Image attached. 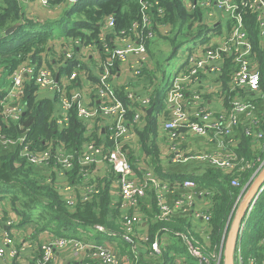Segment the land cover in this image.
Listing matches in <instances>:
<instances>
[{
	"label": "trees",
	"instance_id": "1",
	"mask_svg": "<svg viewBox=\"0 0 264 264\" xmlns=\"http://www.w3.org/2000/svg\"><path fill=\"white\" fill-rule=\"evenodd\" d=\"M74 1L70 4L65 3L63 10L56 14L53 19L46 16L40 21L34 20L30 14L23 10L22 5L17 0H0V70L4 72L5 77L26 62L46 66L53 73L54 69L50 61L48 62L45 58L50 51L53 52L52 56L55 55L54 47L56 45L63 50L66 39H79L84 45L97 44L99 46V35L108 16H113L115 22L113 32L117 34L120 32L132 34V24L135 21H141L142 13L138 0ZM156 1L157 4L147 7L148 10L146 9L144 14L151 15L153 28L157 29V32L158 30L161 32L162 26L169 27L168 32L175 31V36H165V39L170 40L172 48V53L166 57V60L170 59L176 51L177 36H184L187 39H194L199 36L196 44L213 47L210 40L215 27L204 22L205 17L202 19L200 8H195L194 12L190 13L185 9L181 0ZM239 1L236 0V2ZM50 2L54 4L53 0ZM58 2L63 3L64 0H58ZM241 11L247 37L252 44V61L259 63L258 70H260L261 77L259 92L262 91V96L258 95L254 102L256 106L255 115L259 121L258 129L263 134L259 144L252 145L250 138L244 135L241 127L234 133L236 153L251 163V166L241 173L231 176L211 165L198 161L185 163L171 162L167 159L162 161L159 158L158 147L154 138L158 132V117L163 110V100L167 88L165 70L161 67L163 62H160V56H156L159 69L157 76H155L153 69L147 66L138 76L136 81L138 85L134 84L136 82L132 83V86H135L134 91L148 95L149 106L153 105L150 114H148L147 109L146 112L143 111L144 116L141 120L143 123L136 130L139 160L135 159L132 152L129 153V159L134 170H137V166H140L139 164L142 162L147 168H151L157 176L168 180L169 183L182 182L185 179L193 180L200 189L208 192L211 214L208 240H206L200 236L197 229H190L191 216L177 215L165 220H155L156 198L153 193L148 194L147 198L144 199L146 200L145 204H141V208L145 210L143 221L145 220L147 225V240L143 242L133 238V244L127 243L122 240V228L119 236H117L119 240L118 251H122L121 254H126L132 261H139L140 264H152L158 260L161 261L159 264H173L172 261L175 258L184 255L187 259L182 264H199L198 256H194L188 251L187 244L180 237L185 235L193 245L199 247L207 258L208 264H212L214 253L218 252L219 248L222 249L221 240L223 236V240L225 239L230 227L231 216L235 211V200L240 194L241 188L247 183L249 186L254 176L264 166L263 164L255 171L260 161L264 159V48L259 35L257 13L252 12L246 6L241 8ZM194 16L199 20L201 19L200 21L203 20L204 23L197 24L193 28L192 19ZM226 21L229 23V30L232 22L229 19ZM16 23L19 24L18 27L11 34L5 35V30ZM221 36L222 34L219 35V37ZM58 54H60V58L53 60V62L58 63L57 73L64 77L68 76L76 61L67 60L63 66V52ZM235 67L233 56H226L220 71V83L222 84L220 95L226 97V100L222 101L226 108L229 106L230 98L234 95L230 92L229 80ZM92 69L96 71L97 68H91L87 63L81 62L80 72L92 81V86L88 88L89 95L87 97L92 100V103H97L96 96L93 94L94 85L98 78L97 74L93 75ZM99 72L100 70L96 71V73ZM116 85L115 82V93L128 107L126 117L131 120L133 111L136 108L139 109V106L137 104L131 106L123 87ZM81 87L82 84L77 80L76 83L72 81L70 85L62 87V89L66 96H69L73 89L81 90ZM24 89L25 95L22 101L25 103V110L23 115L17 122L3 120L0 116V133L12 138L27 133L28 140L37 145L38 148L45 147L43 141L57 140L67 152L73 153L76 157L79 156L87 142L100 143L101 137H105L102 124L98 123L101 118L98 117L97 122L94 123L92 133L85 135L86 122L77 116L76 107L72 105L68 122L60 126L54 116L55 101L47 97L39 98L35 94L36 86L32 82L26 83ZM2 95L3 92L0 91V98ZM204 98L208 99L210 95L205 94ZM20 150L21 147L18 145L4 146L0 143V198L9 199L12 202L13 208L21 218L18 223L19 227H31L35 234L46 231L54 236L72 238H82L81 232L78 233L79 228L81 231V229L88 227L93 229L95 226L108 227L110 223L113 227L112 220L118 219L120 212L118 203H112L109 193V180H105L103 187L97 183L99 192L91 195L87 200H83L78 195V189H76V202L69 206L64 202L63 195L58 192L56 188L58 184L45 182L42 169L27 162L21 156ZM47 172L48 170L45 171L46 174ZM79 172L80 168L76 161L73 170L67 172L66 178L76 183L80 180ZM109 176L111 181L114 176L108 174L107 177ZM236 176H238V186L231 184V179ZM53 178L56 180L55 176ZM96 179L94 178V180ZM147 205L149 207H146ZM242 222H244V226L241 240L235 248L236 264H238L237 251L242 254L243 264H250L251 261L253 264H264V247L260 243L264 239V188L252 210ZM162 237L165 238V241L161 240V254L156 258L146 256L147 251L143 253L136 246L133 248L138 243L149 251L155 238L160 239ZM174 239H177V245L172 242ZM241 246L244 247L243 250H241ZM220 259L222 260V255Z\"/></svg>",
	"mask_w": 264,
	"mask_h": 264
},
{
	"label": "built area",
	"instance_id": "2",
	"mask_svg": "<svg viewBox=\"0 0 264 264\" xmlns=\"http://www.w3.org/2000/svg\"><path fill=\"white\" fill-rule=\"evenodd\" d=\"M43 6L47 5V0H37ZM65 1V0H64ZM185 8L190 6V0H181ZM198 1L199 6L203 5L206 10L213 8L223 11L228 15L232 24L228 33L224 35L222 42L211 46L193 45L185 52L183 60L173 71L163 100V110L160 115L162 119L158 122V127L162 130L166 138L170 141V154L168 160L176 163L198 161L213 166L225 174L241 173L251 166L249 160L239 156L234 147L236 141L234 133L241 127L245 136H248L252 145L259 144L263 134L258 129L259 121L255 115L254 99L260 88V73L251 55V43L247 37V31L243 23L241 8L247 7L252 12L257 13V22L260 38L264 36V0H193ZM68 0L66 4L74 3ZM142 13L141 21L132 24V34L125 32L114 33V18L108 16L99 35L100 44H87L90 54L98 50L104 55L97 73V82L94 85L93 96L97 101L96 105L90 106V99H85L83 92L92 86V81L81 90L73 89L69 96H66L62 87L70 85L79 76L81 61L76 53L80 51L79 39H66V44L62 50L64 58L62 65L65 66L67 60H75L74 68L68 76H62L57 81L46 66L36 63H22L10 74L6 75L0 70V91L3 92L0 98V116L3 120L19 121L25 110V103L22 101L25 95L24 86L32 82L36 86V95L39 98H51L55 101V119L58 125H65L69 120V111L72 105L76 107L77 116L86 122L85 135H90L93 125L102 124L105 137H101V142H87L78 157L67 152L63 145L57 140L43 141L44 148L28 140L27 133L12 138L0 133V143L4 146L18 145L21 147V156L27 162L42 169L45 182L55 184L57 175H67L73 170L74 164L80 168L79 181L72 183L66 178L67 184L63 189L64 202L72 206L76 202L75 190L81 189L79 196L87 200L91 195L99 192L97 183H90L91 168L94 166H104L107 172L114 174L115 185L118 188L119 210H123L121 216L122 240L133 244L134 240H147V234L143 228V218L141 204L142 201L153 193L156 198L157 212L154 214L155 220H165L177 215L191 216L192 223L190 229H200L209 227L210 202L208 192L200 189L193 180L185 179L182 182L169 183L168 180L157 176L151 168L140 167L138 175L130 162L127 148L136 147V136L131 128L132 125L140 124L143 118V111L149 106V96L127 90L123 87L130 105L137 104L139 109L133 111L132 119L126 117L127 109L125 103L116 95L114 83L121 79L120 67L122 64L129 65V70L137 79L143 69L148 64L147 35L152 34L153 22H148L145 26L147 15L144 11L150 5H156V0H138ZM115 34L119 41L124 44L119 46L109 45L106 40L107 34ZM223 35V34H222ZM123 36H129V39ZM81 52V51H80ZM84 53V52H82ZM85 54V53H84ZM86 55V54H85ZM233 56L236 64L231 74L229 84L230 92L234 95L230 98L228 108L220 111L212 110L208 107L201 88V77L205 74L220 73L222 62L226 56ZM87 56V55H86ZM134 57V61L128 63L127 60ZM115 68V71H113ZM220 84V83H219ZM131 86V81L129 82ZM205 91H207L205 89ZM215 91H218L216 89ZM61 107V111L57 106ZM146 112V111H145ZM191 140H202L210 142L212 146L204 147L199 152L187 153L182 151L181 142ZM37 147V149H36ZM264 164V159L260 161L257 171ZM48 170L47 174L45 171ZM255 174V173H254ZM53 176L56 177L54 180ZM104 176V175H103ZM102 176V177H103ZM100 178V177H99ZM238 176L231 179V184L238 186ZM197 202H199L197 204ZM196 205H199L197 208ZM253 208V204H252ZM200 223V224H198ZM102 226H95V230L102 231ZM206 231L205 236H208ZM178 234V233H177ZM3 241L0 245V258L5 254L6 248L10 247L11 237L6 232L3 234ZM184 243L187 244L188 251L198 256L200 262L208 264L199 247L193 245L190 239L181 235ZM133 238H135L133 240ZM161 239L155 238L146 256L158 257ZM264 247V240L261 243ZM136 245L133 246L135 248ZM70 247L75 255L81 257L79 264H119L116 253L102 243L84 242L80 240L61 238L55 241H46L39 245L40 254L33 258L32 262L20 260V256L15 249H10V256L16 258L15 264H49L57 250ZM215 255H213V258ZM264 263V260H263ZM253 264V261L250 262Z\"/></svg>",
	"mask_w": 264,
	"mask_h": 264
},
{
	"label": "crops",
	"instance_id": "3",
	"mask_svg": "<svg viewBox=\"0 0 264 264\" xmlns=\"http://www.w3.org/2000/svg\"><path fill=\"white\" fill-rule=\"evenodd\" d=\"M19 2L20 5H22L23 10L24 6H23V0H17ZM26 11V10H25ZM27 12V11H26ZM28 14H30L29 12H27ZM217 14H219V12H217ZM208 15V14H207ZM56 16V15H55ZM223 16V15H222ZM49 17H54L52 15H50ZM204 22L206 24H208L207 19H204ZM228 26L229 23L226 21V19L223 17V20L220 19H216V23L214 25V32L211 35V40H210V44H212L213 46L219 43V35L223 34L226 35L228 33ZM108 35V39L106 40V42L111 46L114 44V42H116L119 37L115 34H107ZM155 35L157 36V29L155 31ZM129 39L130 37L127 36ZM264 37V36H263ZM261 38V44L262 47L264 48V39ZM120 42V41H119ZM147 48H149V43L147 45ZM153 52V51H152ZM251 55H252V44H251ZM77 58H79V60L84 61L85 63H87V59L90 61V63H87L91 68H97L96 71L98 70L99 64L103 58L102 53L100 52V50L94 52L92 54V57L89 55H85L84 53L77 51L76 53ZM156 56L159 57V54H156ZM163 61H161L162 63ZM51 66L54 69V76L55 79L57 81H60L61 79V75H58V68L57 65H55V62H53V60L50 61ZM160 63V64H161ZM256 67H259V63L255 62ZM126 64H122L121 69L123 71H126L125 68ZM148 66V64H147ZM146 66V67H147ZM150 68H152V65L149 66ZM162 67V66H161ZM153 69V68H152ZM95 71V69H92L93 75L95 76V74H97ZM154 71V70H153ZM260 72V70H259ZM121 73V77L122 72ZM261 79V77H260ZM80 81V83L82 84V87H86V85L89 83V77L84 75L83 73L79 72V76L76 79V81ZM75 81V83H76ZM221 82V76L220 73L215 72L214 74H205L203 75V77H201V88L203 90V94H209L210 92H212L211 90L213 88H217L219 86V83ZM134 83V82H133ZM138 85V82L134 83ZM132 86V85H131ZM205 89L207 91H205ZM261 89V88H259ZM85 93L84 98L85 99H89L87 97V95H89L88 93V88L87 90L84 89L83 91ZM262 96V91L259 92L257 96ZM255 97V98H256ZM50 98V97H49ZM226 97H221L219 99L214 98L213 96H210V98L206 99V103L208 104V107L212 110L215 111H220L222 109H225L226 107L223 105L222 101H225ZM150 103V102H149ZM97 103H92V100L89 102L90 106L96 105ZM152 106V105H151ZM148 106V109L151 107ZM58 110L61 111V107L58 105ZM152 112V111H151ZM150 112V113H151ZM148 113V114H150ZM162 115H159L158 117V121L162 119ZM130 120V119H129ZM143 121L136 125H132L131 128L133 129L135 136H136V147L133 148H127L128 151V155L130 152H132V155L135 157L136 160H139V152H138V136L136 134V130L141 127ZM155 143L157 144V149L159 152V158L162 161H165L166 159L168 160L169 154H170V141L166 138L164 132L162 130L159 129L158 127V132H156L155 134ZM181 150L185 151L187 153H193V152H199L200 150H202L204 147H208V146H212V144L208 141H206L205 139L200 140H191L188 139L187 141L181 142ZM263 160V159H262ZM147 161V160H146ZM140 163V161H139ZM182 163V162H181ZM141 167H146L142 162L139 164ZM135 172L139 175V169L135 170ZM96 171L94 170V172L90 173V183H98L100 185V187H103L105 185V180H109V193L111 196V200L113 201L112 203H116L118 200V188L115 185V182L113 181L115 177L112 178V180L110 181V176H108V173H106L103 177H98L97 175H95ZM96 176V180H94V177ZM56 183L58 184L59 188H60V192L64 195L63 192H65V190L63 189L67 184H69L70 182L66 181L65 175H57V180ZM74 183V181L72 182ZM78 189V195L81 193V189ZM75 194L77 195L76 191ZM2 200H8L5 201V203L0 205V245L2 244L3 241V234L4 233H8L9 236L12 239V242L10 244V247L6 248V251L4 256L2 258H0V264H15L16 263V258L10 256L9 250L10 249H15L17 251V253L20 256V260L25 259L26 262H32L33 258L38 256L40 254V251L38 249V245H40L39 243H41L40 241L42 239H44L43 236L46 237V239L50 240V241H55L61 238H68V239H74V240H80V241H84V242H92V243H96V242H100L104 245H106L108 248L112 249L116 255L119 254L118 259H119V264H140L139 261L135 262L132 261L130 258L127 257L126 254H121V252H119L118 250V237L120 234V230H121V223L119 221V223L117 224V226L114 225L113 222V227L112 224L110 223V226L105 227L102 226V231L99 230H95L93 228H83L81 229V231L78 229V233L81 232L82 234V238H72V237H66V236H54L52 233L49 232H40L39 234H35L34 233V229L31 227H25V228H21L18 226V223L20 222L21 218L20 216L17 214V212L15 211V209L12 206V202L9 199H1ZM199 202H197L198 204ZM196 207L198 208L199 205H196ZM142 214H145V210L144 208L142 209ZM200 224V223H198ZM143 226H144V231L147 234V225H146V221H143ZM201 229V227H200ZM198 230L200 232V236L205 237L206 240H208V236H205L206 231L209 229V227H203L202 230ZM163 236V235H162ZM162 241H164V237L160 238ZM138 240H140L138 238ZM177 240V239H174ZM99 244V243H97ZM176 244V243H174ZM140 246L136 247L138 249H141L142 252H146L148 251L147 249L143 248L144 246L142 244H139ZM177 245V244H176ZM177 247V246H176ZM66 248V247H65ZM71 250L70 247H67ZM64 249V248H63ZM62 250V249H61ZM61 250H57V253H55V255L53 256V259L51 260V262L49 264H79L81 257L77 254L75 255L72 251L71 253V257L69 258L66 254H62L59 253ZM161 261L155 260L152 264H159Z\"/></svg>",
	"mask_w": 264,
	"mask_h": 264
},
{
	"label": "rangeland",
	"instance_id": "4",
	"mask_svg": "<svg viewBox=\"0 0 264 264\" xmlns=\"http://www.w3.org/2000/svg\"><path fill=\"white\" fill-rule=\"evenodd\" d=\"M67 1L68 0H65L63 3H59L58 0H53L54 4H51L50 0H47L48 3L45 6H43L40 1L38 3L37 0H23L22 3L24 6V9L30 13V16L34 20L42 21L44 19V17L50 16V15L55 16L60 11H62L63 7ZM232 1L236 2V0H232ZM189 3H190V6L188 8H185V9L187 11H190V13H193L195 8H200V12H201L200 14H201L202 19L205 17L208 21V25H210V26L215 25L216 19L223 20V17L225 19H229L228 15H226L223 11H221L219 9L210 8V9L206 10L203 5L199 6L198 1L190 0ZM217 12H219V14H217ZM48 18L53 19L54 17H48ZM200 20H199V18L194 16L192 19V21H193L192 27L194 28L195 25L204 23L203 20L202 21H200ZM149 21L152 23L151 15H147V18L145 19L144 28L147 27ZM185 27H186V25H185ZM193 28H192V30H193ZM169 29L170 28L167 26H162L161 32L158 30L157 36L154 35V33L152 34L150 32L147 35V38H148L147 40L149 42V48H147V52L145 53L146 58H148V66L152 65L155 76H157L159 74V69H158V65H157V61H156V54H159L160 62L163 61L162 67L165 70V80L167 82H169L173 71H175V69L178 67L180 62L183 60V58L185 56V52L187 50H189L193 45H195L198 42L197 37H199V36H196L194 39H187L184 36H177L176 37L177 41H175V46L177 47L176 51L174 52V55H172V57L170 59L166 60V57L172 53V48H171L170 40L165 39V36H171V37L175 36L174 35L175 31L172 30V33H171L170 31L168 32ZM155 31H156V29L153 30V32H155ZM123 37L126 39L128 38L127 36H123ZM224 37H225L224 35H222L220 37L219 43L222 42ZM59 40H61V39H59ZM79 44H80L79 50L81 52H84L86 55H89L90 54L89 48H92V47L89 45H84L82 43H79ZM123 44H124L123 41L119 42V40H117L116 42H114L113 45L120 47ZM54 48H55V55L52 56L51 54H53V52L50 51V52H48L49 54H47V58H45V60H48V62L51 60H55V58H60V54H58V53H61L62 49L57 45ZM152 51H153V53H152ZM92 52L90 54L91 57L93 54ZM62 57L64 58V54H62ZM86 61H87V63H90V61L88 59ZM133 61H134V57H130L127 60L128 63H131ZM57 64L58 63H55V65H57ZM125 68H126V71H123L120 67V72H122V74H124V75H122L121 79L116 82V84H117L116 86L117 87H126L128 91L133 92V89L135 88V86H129V82L131 81V85H132L133 82L137 81V78L134 75H132V72L129 70V65H126ZM113 71H115V68H113ZM221 86H222V84L220 83L217 88H213L211 90L212 92H210V96H213L214 98H217V99L223 97L222 95H220L221 91H222ZM216 89H218V91H215ZM216 95H218V96L216 97ZM91 170H92V173L95 170L96 171L95 175H97L98 177H102L106 173L114 176L113 173L107 172V169L104 166L96 167L95 169H94V167H92ZM93 177L96 178V176H93ZM255 177H256V175L254 176V178ZM247 186H248V183L244 184L243 187L241 188V192L238 195L237 199L235 200V202H237V204L235 205L234 210H236L235 208L237 207V205L241 201V199L244 195V192L247 189ZM146 198H147V196H146ZM5 201H8V200L0 201V205L5 203ZM145 202H146V200L142 201L143 205L145 204ZM146 207H149V205H147ZM119 212H120V214L118 215L119 218L118 219L115 218L112 220V222H114L115 226H117L119 221H121L120 218L122 216V213H124L123 210H119ZM234 213H235V211H234ZM233 214H232L231 218H233ZM143 228H144V226H143ZM43 237H44V239H42L40 241L41 243H39L40 246L43 242L48 241V239H46L45 236H43ZM223 237L221 240V247H223L224 240H225V239L223 240ZM225 237H226V235H225ZM263 240H261L260 243H263ZM164 241H165V239H164ZM172 242L178 244L177 240H174ZM127 243H129V242H127ZM137 246H140V245L137 243ZM241 247H242L241 250H243L244 247L243 246H241ZM178 248H180V245H178ZM220 250H221V248H219L218 252L214 253L215 257L213 258L214 261L212 262V264H223V261L220 259V256H221ZM56 253H57V251H56ZM59 253L66 254L70 258L72 252L69 248L66 247V248L62 249ZM186 259L187 258L184 255H182L180 257L175 258L172 262H173V264H182L183 261H185ZM237 260H238V264H243L242 254H239L238 251H237ZM199 264H205V263L199 261Z\"/></svg>",
	"mask_w": 264,
	"mask_h": 264
},
{
	"label": "water",
	"instance_id": "5",
	"mask_svg": "<svg viewBox=\"0 0 264 264\" xmlns=\"http://www.w3.org/2000/svg\"><path fill=\"white\" fill-rule=\"evenodd\" d=\"M18 23L10 26L4 32L5 35L11 34L17 27ZM153 109V105L148 109L150 113ZM264 188V166L257 173L256 177L253 179L251 184L247 187L244 195L236 207L235 213L233 215L230 227L227 231L224 244L220 250V255H222L223 264H236L235 262V248L240 243L242 228L244 222H242L245 217L252 210V204L254 206L259 194ZM237 203V202H236Z\"/></svg>",
	"mask_w": 264,
	"mask_h": 264
},
{
	"label": "flooded vegetation",
	"instance_id": "6",
	"mask_svg": "<svg viewBox=\"0 0 264 264\" xmlns=\"http://www.w3.org/2000/svg\"><path fill=\"white\" fill-rule=\"evenodd\" d=\"M237 203H235V205H236Z\"/></svg>",
	"mask_w": 264,
	"mask_h": 264
}]
</instances>
